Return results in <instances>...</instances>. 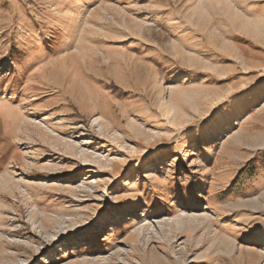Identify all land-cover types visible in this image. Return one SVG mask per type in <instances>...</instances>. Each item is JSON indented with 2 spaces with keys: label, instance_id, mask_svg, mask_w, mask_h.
<instances>
[{
  "label": "rangeland",
  "instance_id": "obj_1",
  "mask_svg": "<svg viewBox=\"0 0 264 264\" xmlns=\"http://www.w3.org/2000/svg\"><path fill=\"white\" fill-rule=\"evenodd\" d=\"M0 264H264V0H0Z\"/></svg>",
  "mask_w": 264,
  "mask_h": 264
},
{
  "label": "bare ground",
  "instance_id": "obj_2",
  "mask_svg": "<svg viewBox=\"0 0 264 264\" xmlns=\"http://www.w3.org/2000/svg\"><path fill=\"white\" fill-rule=\"evenodd\" d=\"M234 102H236V100H234ZM223 120L225 121L226 119H225V117H223ZM159 153H154V154H151V155H149L147 158H148V160L147 159H145L144 160V162L145 161H147V164L149 163V162H151L153 159H155V158H159V157H161V155H158ZM143 162V163H144ZM100 168H98L97 170H99ZM99 173V172H98ZM138 196V195H137ZM257 240V239H256Z\"/></svg>",
  "mask_w": 264,
  "mask_h": 264
}]
</instances>
